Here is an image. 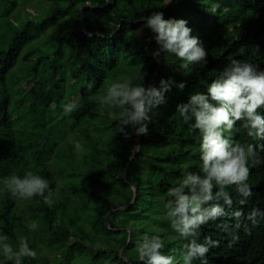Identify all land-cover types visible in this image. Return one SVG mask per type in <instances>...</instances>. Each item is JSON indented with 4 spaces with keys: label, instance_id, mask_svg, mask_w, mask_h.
<instances>
[{
    "label": "trees",
    "instance_id": "16d2710c",
    "mask_svg": "<svg viewBox=\"0 0 264 264\" xmlns=\"http://www.w3.org/2000/svg\"><path fill=\"white\" fill-rule=\"evenodd\" d=\"M39 4L33 15L26 13L24 24L17 22L18 16L11 17L19 9L17 0L3 13V31L11 40L6 50L0 49V181L32 171L49 181L55 204L49 208L41 197L16 199L3 188L0 235H6L14 249L26 239L37 252L36 264H54L45 253L48 249L61 259L59 264H69L75 255L82 264H143L134 250L137 241L145 234L159 235L164 254L177 255L178 264H183L179 258L183 241L171 229L164 204L170 199L168 189L184 171L199 170L200 136L189 131L176 106L193 93L206 92L232 59L264 69V0H41ZM214 5H218L215 13ZM157 11L166 19L188 21L192 34L203 41L208 63L183 70L176 57L163 55L162 69L152 84L171 78L187 86L183 91L173 88L167 104L155 110L148 134L140 136L141 150L131 160L137 145L133 129H126L125 138L112 116L120 109L102 104L101 99L112 83L130 81L135 86L146 76L143 83L148 85L159 61L151 57L157 45L150 42L153 33L143 27V20ZM55 26L30 70L27 67L25 80L14 81L11 72L22 51ZM20 84L27 88L24 93L16 91ZM74 99L79 107L63 116L62 105ZM259 111L264 114V108ZM25 125L32 127L28 134ZM67 132L81 136L83 157L71 146L65 153L69 164L56 171L55 150ZM234 139L260 143L244 129ZM259 159L260 164L248 165L253 195L242 206L241 197L229 189L233 205H223L228 215L201 229L200 242L209 236L220 242L209 251L208 264H264V217H258L255 225L245 219L253 208L264 212V152H259ZM127 167L130 182L138 188L137 199L109 216L110 226L120 229L113 231L105 223L106 215L134 197L124 180ZM63 179L68 182L60 192ZM236 210L245 217L240 220L239 239L230 244L220 225L232 228L236 221L231 214ZM32 221L38 225L34 231L27 226ZM124 247L130 263L120 257ZM29 259L24 258L23 264ZM0 264L13 262L0 252Z\"/></svg>",
    "mask_w": 264,
    "mask_h": 264
},
{
    "label": "clouds",
    "instance_id": "9594fccd",
    "mask_svg": "<svg viewBox=\"0 0 264 264\" xmlns=\"http://www.w3.org/2000/svg\"><path fill=\"white\" fill-rule=\"evenodd\" d=\"M217 8L218 5H214L211 12L215 13ZM143 27L154 34L157 49L153 57L157 61L162 54H167L181 61L183 70L207 66V50L203 41L192 34L193 29L187 20L166 19L164 12L157 11L143 20ZM140 80L142 83L135 86L130 81L112 83L101 99L102 104L120 109L112 116L118 119L119 131L125 138L129 127L137 137L146 136L155 110L167 104L168 93L173 88L183 91L187 86L185 82L177 83L171 78H162L158 85L146 86L143 83L146 76H141ZM78 107V99L63 104V116L72 114ZM261 108H264V69L239 59H232L208 85L206 92L193 93L187 102L177 104L176 111L189 125V131L199 133L201 161L198 171H184L178 183L168 189L170 199L164 204L171 229L183 241L179 249L183 264H193L197 260L200 264H208L209 251L219 247L220 242L210 236L200 242V233L205 225L228 215L223 205L229 208L233 205L229 189H234L241 197L239 203L242 206L253 195L248 183V165L249 162L260 164L259 152H264V114L259 111ZM241 129L247 130V136L260 143L242 144L235 140L234 134ZM63 140L67 139L63 138L59 145H63ZM75 147L80 149V143L77 142ZM139 147L137 144L136 148ZM55 158L58 161L60 157ZM0 183L13 198L30 200L41 197L49 208L55 204V191L49 181L32 171H27L23 177L16 174L6 176ZM231 215L236 221L232 228L220 225L228 233L230 244L239 239L240 220L245 217L241 210ZM258 217H264V212L253 208L245 219L255 225ZM27 226L34 231L38 225L32 221ZM244 227L247 231V224ZM7 241L6 235H0V252L7 261L23 264L24 258L36 259L37 252L29 247L26 239H22L15 249ZM163 249L164 240L159 235L145 234L137 241L134 250L143 264H178L177 255H166ZM172 251L177 252L176 249Z\"/></svg>",
    "mask_w": 264,
    "mask_h": 264
},
{
    "label": "rangeland",
    "instance_id": "374dc122",
    "mask_svg": "<svg viewBox=\"0 0 264 264\" xmlns=\"http://www.w3.org/2000/svg\"><path fill=\"white\" fill-rule=\"evenodd\" d=\"M12 1L13 0H0V49H4V50L7 49V42L11 40V37H9L7 35L8 34L7 32L3 31V27H4L3 26V23H4L3 13H4V11H6L8 9V4H10V2H12ZM40 1L41 0H17V4L19 6V9L16 10L11 15V17L15 18L18 16L17 22L19 24H24L28 20V16L33 15L34 12L38 11V9H39L38 7H41V6H39ZM30 11L32 12V14L30 13ZM28 12H29V14L27 16L26 13H28ZM56 28H57L56 26L51 27L47 31V33L42 35L39 39L35 40L33 43L27 45V47L22 51V54L20 57L21 60H19V64L11 72L13 77H14L13 78L14 81H16L18 78L21 80H25V77H26L25 74H26V72H28V70H30L29 66L31 65V62L36 58V56L39 54V52L45 47V41H46L47 36H49V34L52 31L56 30ZM70 64L73 65L74 63L72 61H70ZM27 67H28V70H27ZM26 90H27V88H25V86L23 84H20L16 87V91L19 93H24ZM23 127L27 130V134L30 130H32V127L30 125H25ZM26 135L24 137L25 141H26V139H25ZM80 138H81V136L78 135L77 133L76 134H70V133L67 134V136H66L67 140L66 141L63 140L64 141L63 145H60L55 150V152L58 154L60 159H59V161H57L56 159L54 160V162H53V169L54 170L57 171L58 168L61 167L60 165H62V167H65L69 164V158L65 155V153L68 151L67 149H69L71 146L74 147L77 142L80 143ZM35 150L36 149H34L32 151V153ZM79 150L80 149H77V152L79 153L77 155L79 157H83V153ZM67 182L68 181L66 179H63L60 187L58 185V187L60 188V192H62V190L65 188ZM3 188H4L3 184L0 183V191ZM7 242L11 244L10 239H8ZM48 252H47V250L45 251V253L48 254L49 260L51 261L52 259H54L53 262H51V263L59 264L61 259L58 260V258H56L55 254L50 249H48ZM74 257L75 258H73L72 262H70L69 264H82L81 257H76V255ZM46 261L47 260H44V262H46ZM104 262L107 263V261H104ZM29 264H36V262L33 263V259H29ZM39 264H41V263H39Z\"/></svg>",
    "mask_w": 264,
    "mask_h": 264
},
{
    "label": "water",
    "instance_id": "95a60500",
    "mask_svg": "<svg viewBox=\"0 0 264 264\" xmlns=\"http://www.w3.org/2000/svg\"><path fill=\"white\" fill-rule=\"evenodd\" d=\"M154 40H155V39H154V34H153V36L150 38V42H153ZM151 57H153V54L151 55ZM153 58H154V57H153ZM162 66H163V54H162L161 57H160L159 65H158V67H157L155 73L153 74L151 80L149 81L148 85H149V84H152V83L156 80V78H157L159 72H160L161 69H162ZM133 135H134V137H135V139H136V141H137V144H139L140 147H139V149L136 148V151H135V153L133 154L131 160H133V159L135 158V156L137 155V153L140 152V150H141V144H142V141H141L140 137H137V136L134 134V132H133ZM128 167H129V166H128ZM128 167L126 168V170H125V172H124V180H125V182H126L128 185H130V187L132 188V190H133V192H134V197H133V200H132V202H131L130 204L123 205V206H121V207H119V208H112V209L108 212V214L106 215V217H105V223H106L107 227H108L110 230H113V231H119L120 229H115V228H112V227L110 226V224L108 223V218H109V216H110L113 212H115V211H117V210H123V209H126L127 207L131 206L132 204L135 203V201H136V199H137L138 188H137L133 183H131L130 180H129V177H128ZM121 230L129 231V232H130V230H129V229H126V228L121 229ZM130 240H131V235H129V240H128V242H129ZM124 250H125V247L121 250V252H120V257H121V259L125 260L127 263H130L129 260H128V259L125 257V255H124Z\"/></svg>",
    "mask_w": 264,
    "mask_h": 264
}]
</instances>
